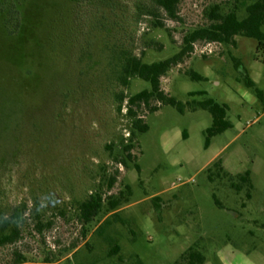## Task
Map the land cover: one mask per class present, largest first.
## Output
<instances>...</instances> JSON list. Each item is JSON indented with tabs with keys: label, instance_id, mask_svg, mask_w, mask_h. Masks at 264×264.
<instances>
[{
	"label": "rangeland",
	"instance_id": "obj_1",
	"mask_svg": "<svg viewBox=\"0 0 264 264\" xmlns=\"http://www.w3.org/2000/svg\"><path fill=\"white\" fill-rule=\"evenodd\" d=\"M255 1L181 0L176 20L161 16L164 28L142 17L134 53L146 64L168 59L187 33L209 24L212 7L242 19ZM106 3L0 0V213L24 205L21 238L0 248V264L18 255L21 264H186L190 247L205 264H223L220 252L229 264H264V51L242 36L235 46L194 44L160 80L184 113L170 105L151 112L156 100L139 108L148 130L135 133L129 160L122 148L131 120L114 101L113 48L121 27L132 29L124 18L133 2L112 0L114 13ZM12 5L20 18L15 35L6 28ZM149 89L132 78L125 93ZM205 99L226 104L232 124L208 148L212 117L187 105ZM247 170L252 189L238 178ZM94 191L105 206L83 225L78 203ZM109 198L119 200L114 211Z\"/></svg>",
	"mask_w": 264,
	"mask_h": 264
},
{
	"label": "trees",
	"instance_id": "obj_2",
	"mask_svg": "<svg viewBox=\"0 0 264 264\" xmlns=\"http://www.w3.org/2000/svg\"><path fill=\"white\" fill-rule=\"evenodd\" d=\"M107 1L106 7L111 11H115L116 5H112V0ZM124 1V0H119ZM133 2L132 16L124 18L126 24L132 26V29L127 32L123 30L121 38L117 41L113 48V60L115 61V81L119 90L115 93V104L118 112L126 109V116L131 120V132L129 134L128 143L123 145V151L126 153V158L131 160L133 157L131 151L133 149V141L136 132L139 134L145 133L148 130L147 124L143 122L137 110L142 106L148 107L151 100H156L159 103L158 107H150L151 112H155L162 105H170L179 113H184L185 105L165 93L160 86V80L173 67L181 64L185 57L193 52L194 44L196 43H215L236 45L235 37L242 36L253 39L257 42V50L264 51V0H257L245 7L246 16L239 19L235 11H230L226 14L221 13L219 6L211 8L208 14L209 24L203 27L196 28L187 33L182 40V48L174 56L159 62L146 64L142 62V54L134 53L135 37L139 32L140 22L142 17H150L154 19L152 27L164 28L161 16L164 15L170 20L178 18V8L181 0H130ZM6 28L10 35H15L20 28L19 12L15 5H12L6 14ZM123 23V22H122ZM125 24V23H124ZM235 61V59L233 58ZM186 76L193 81H203L205 78L194 71L186 72ZM132 78H139L150 85L149 90H143L132 96H127L125 90L129 87ZM245 86L253 88L257 99L263 102V93L256 88L255 83L251 79H246ZM203 92L189 93L190 97L196 95L203 96ZM191 111L198 109L209 112L212 117V124L205 130L204 147L208 148L211 139L219 134H222L232 128V124L227 119L228 106L219 104L212 99H205L200 102L192 101L187 103ZM126 167V162L121 161ZM139 172V167L136 165ZM239 181L246 183L249 189H252L250 180V172L246 171L242 175H238ZM110 182L109 187L112 186ZM239 189V187H238ZM247 198H250L248 193ZM215 199V196H213ZM215 203L218 202L215 199ZM119 205L118 199H108L107 209L114 211ZM105 199L100 191L91 192L83 201L78 203V219L85 225L91 223L103 210ZM24 211V205L21 208L16 207L11 210L9 215L0 213V248L15 244L21 238V221ZM108 225V221L105 223ZM117 248V247H116ZM186 264H203L205 258L203 254L195 247H190L188 252L182 256ZM23 257L18 255L14 264H21ZM176 264H179L176 263Z\"/></svg>",
	"mask_w": 264,
	"mask_h": 264
},
{
	"label": "crops",
	"instance_id": "obj_3",
	"mask_svg": "<svg viewBox=\"0 0 264 264\" xmlns=\"http://www.w3.org/2000/svg\"><path fill=\"white\" fill-rule=\"evenodd\" d=\"M247 171H249V170H247ZM250 172V171H249ZM250 174H251V172H250ZM263 227V226H262ZM205 258V257H204ZM219 258H220V260H221V262L223 263V264H229L225 259H224V256L221 254V252L219 253ZM205 262H206V258H205V261H204V263L203 264H205Z\"/></svg>",
	"mask_w": 264,
	"mask_h": 264
},
{
	"label": "built area",
	"instance_id": "obj_4",
	"mask_svg": "<svg viewBox=\"0 0 264 264\" xmlns=\"http://www.w3.org/2000/svg\"><path fill=\"white\" fill-rule=\"evenodd\" d=\"M213 44H215V43H204V50H206L208 47H210V46H212Z\"/></svg>",
	"mask_w": 264,
	"mask_h": 264
}]
</instances>
